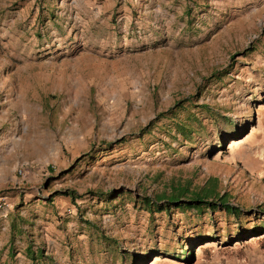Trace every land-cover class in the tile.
Returning a JSON list of instances; mask_svg holds the SVG:
<instances>
[{
    "label": "rangeland",
    "instance_id": "1",
    "mask_svg": "<svg viewBox=\"0 0 264 264\" xmlns=\"http://www.w3.org/2000/svg\"><path fill=\"white\" fill-rule=\"evenodd\" d=\"M262 213L264 0H0V264H264Z\"/></svg>",
    "mask_w": 264,
    "mask_h": 264
},
{
    "label": "trees",
    "instance_id": "2",
    "mask_svg": "<svg viewBox=\"0 0 264 264\" xmlns=\"http://www.w3.org/2000/svg\"><path fill=\"white\" fill-rule=\"evenodd\" d=\"M208 107L206 105H202L199 107V110H203L205 112H208L207 110ZM174 113L172 112V109L169 108L167 111L163 112L161 115H170L172 116ZM175 131L180 133L181 135H187L189 133V128L186 124L181 123V122H176L175 123ZM211 192V190H207L204 193H194L191 194L189 197H184L185 191L182 189H177L171 192L169 196H167L163 202H158L154 201V206L152 207V203L149 204L147 203V207L152 210L154 208L155 211H162V210H168L170 207H175V208H180L182 209L183 207H194V208H200L201 206H206L207 209H209V212L212 211H219L223 212L226 215H231L236 218L240 217H252L254 216L252 212L249 214L246 213V210L239 207V206H232L230 205L227 201L225 196L223 195H218L215 193H212L213 195L216 196L217 201H204L203 198L206 196L207 193ZM111 194V193H109ZM264 214V213H262ZM255 219L260 218L258 216H254ZM263 224L260 226H251V227H242L239 229L237 232H235V235L233 238H236L238 240H244L245 237H251V236H256L264 233V220ZM238 222V221H237ZM238 226L236 229L241 227L240 221L238 222ZM213 235L212 232L211 234H203L199 239L200 241H207V240H212ZM189 254V253H188ZM191 257V254L188 255V258Z\"/></svg>",
    "mask_w": 264,
    "mask_h": 264
}]
</instances>
